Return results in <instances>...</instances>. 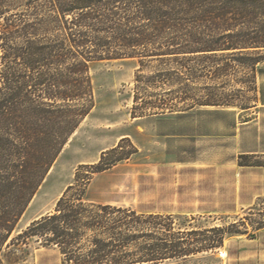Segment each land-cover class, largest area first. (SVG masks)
Wrapping results in <instances>:
<instances>
[{"label":"trees","instance_id":"obj_1","mask_svg":"<svg viewBox=\"0 0 264 264\" xmlns=\"http://www.w3.org/2000/svg\"><path fill=\"white\" fill-rule=\"evenodd\" d=\"M263 53L264 0H0V264H13L32 237L56 244L64 264H156L221 246L225 234L246 233V225L253 237L264 228V198L258 202L262 207H249L239 221L245 230L233 228L234 223L213 226L205 231L217 235L204 245L181 247L161 238L163 243L146 247L140 241L149 236L142 214L84 197L94 172L128 157L126 153L103 164L126 138L104 151L97 163L77 167L53 212L12 233L64 145L94 107L92 63L135 59L137 84L188 85L208 77L206 67H213L211 80L223 77L233 62L212 59L209 64L207 59L232 56L247 69L243 81L256 89ZM154 58L175 70L140 74ZM195 59L201 60L198 68ZM191 97L185 109L137 93L133 99L162 113L221 104L225 96L209 92ZM143 115L134 112L132 117ZM252 157L257 156L242 154L239 164L264 166ZM132 245L153 254L109 257L126 254Z\"/></svg>","mask_w":264,"mask_h":264},{"label":"rangeland","instance_id":"obj_2","mask_svg":"<svg viewBox=\"0 0 264 264\" xmlns=\"http://www.w3.org/2000/svg\"><path fill=\"white\" fill-rule=\"evenodd\" d=\"M234 58L207 59L208 63L218 59L233 64L218 80L209 78L213 67H206L208 77L188 85L137 84L135 59L92 63L94 107L64 145L12 236L32 220L53 212L77 167L97 163L122 138L126 139L120 142L121 148L109 153L103 164L126 153L128 157L94 172L84 197L142 214L149 236L140 241L146 247L163 243L161 238L181 247L204 245L217 235L205 231L213 226L234 223L233 228L245 230L239 221L249 207H260L259 198H264V166L239 164L242 154L257 156L252 162H264V61L258 64L262 72L257 73L254 89L251 82L243 81L247 69L235 64ZM200 61L194 60L195 68ZM171 66L154 58L140 74L155 75L168 67L175 70ZM209 92H222L223 103L152 113L144 109V100L133 99L137 93L145 100L185 109L193 102L191 95L197 98ZM186 94L189 97L180 98ZM134 112L144 115L132 117ZM148 209L153 212L147 213ZM246 227V233L225 234L222 245L214 249L165 258L156 264H264V228L251 237L252 228ZM191 230L197 234L186 233ZM126 251L129 255L120 252L109 257L153 254L150 249L140 253L134 245ZM18 257L13 264H64V254L56 244L34 237Z\"/></svg>","mask_w":264,"mask_h":264},{"label":"crops","instance_id":"obj_3","mask_svg":"<svg viewBox=\"0 0 264 264\" xmlns=\"http://www.w3.org/2000/svg\"><path fill=\"white\" fill-rule=\"evenodd\" d=\"M152 212H153L152 209H148V210H147V213H152Z\"/></svg>","mask_w":264,"mask_h":264}]
</instances>
